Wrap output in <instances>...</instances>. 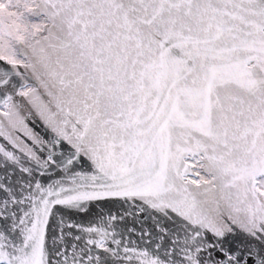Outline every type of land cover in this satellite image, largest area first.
Wrapping results in <instances>:
<instances>
[{
	"label": "snow or ice",
	"instance_id": "obj_1",
	"mask_svg": "<svg viewBox=\"0 0 264 264\" xmlns=\"http://www.w3.org/2000/svg\"><path fill=\"white\" fill-rule=\"evenodd\" d=\"M0 264H264V0H0Z\"/></svg>",
	"mask_w": 264,
	"mask_h": 264
}]
</instances>
